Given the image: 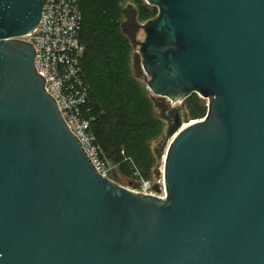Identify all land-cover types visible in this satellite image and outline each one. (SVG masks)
Listing matches in <instances>:
<instances>
[{"label":"water","instance_id":"95a60500","mask_svg":"<svg viewBox=\"0 0 264 264\" xmlns=\"http://www.w3.org/2000/svg\"><path fill=\"white\" fill-rule=\"evenodd\" d=\"M45 1L0 0V264H264V0H145L148 88L208 99L170 104L164 198L101 176L45 91L19 38Z\"/></svg>","mask_w":264,"mask_h":264},{"label":"trees","instance_id":"16d2710c","mask_svg":"<svg viewBox=\"0 0 264 264\" xmlns=\"http://www.w3.org/2000/svg\"><path fill=\"white\" fill-rule=\"evenodd\" d=\"M78 2L85 46L81 67L89 85L91 128L101 155L127 168L132 161L140 175L150 178L157 158L152 142L160 139L164 122L156 114L153 97L131 68V42L121 31L119 0ZM138 4L137 17H153L154 8ZM190 110L194 119L202 118L204 100L193 98Z\"/></svg>","mask_w":264,"mask_h":264},{"label":"built area","instance_id":"2783aa9c","mask_svg":"<svg viewBox=\"0 0 264 264\" xmlns=\"http://www.w3.org/2000/svg\"><path fill=\"white\" fill-rule=\"evenodd\" d=\"M78 1L46 0L38 24L19 38L33 45L35 68L44 79V89L51 93L96 171L111 179V166L101 155L91 128L89 85L81 67L85 46ZM131 189L165 197L164 189L163 194L149 190L147 185Z\"/></svg>","mask_w":264,"mask_h":264},{"label":"rangeland","instance_id":"374dc122","mask_svg":"<svg viewBox=\"0 0 264 264\" xmlns=\"http://www.w3.org/2000/svg\"><path fill=\"white\" fill-rule=\"evenodd\" d=\"M139 2L147 5L148 7L154 8L153 17H155L158 13V7L154 5H150L146 3L145 0H119L118 6H119V20H120V27L122 28L121 31L123 35L129 38L131 42V54H132V62H131V68L133 69V72L135 76L138 78L140 83L145 86L148 93L151 97H153L154 101L156 102V114L159 118H161L164 122L163 128H162V135L160 136V139L157 142H152L153 149L156 148L157 151V158L155 162V166L152 168V175L150 178H146L144 175H140L137 171L136 165L132 161V166L130 168H127L126 166H123L120 162H114L109 161V165L111 166V173L110 177L112 180H115L116 182L129 187V188H142L145 185L148 186V189L151 191L157 192V194H163L164 184H163V156L165 153V148L167 143L169 142L168 136H167V130L170 125H172L175 122V116L176 111L170 108V104H172V100L168 97H160L158 95L153 94L150 89L148 88V80L150 79V76L147 75L144 70L140 67L142 64V56L139 52V44L142 40L145 38V32L142 28L136 27V25L133 26L132 30L129 29V16L132 15L135 17V23L143 24L147 20L153 18L145 17V18H139L137 17L138 10H139ZM123 24V26H122ZM129 24V25H128ZM201 98L204 100L206 105V112H207V104L208 99L202 98L198 93L192 92L188 97L183 99L182 101H177L176 105H178L179 108V117L181 120V123L185 125V123L189 122L191 119L195 118V115L192 114L190 108H191V101L193 98ZM200 118V117H196ZM135 170L136 172H132V170ZM135 174V175H134Z\"/></svg>","mask_w":264,"mask_h":264},{"label":"flooded vegetation","instance_id":"af4514ba","mask_svg":"<svg viewBox=\"0 0 264 264\" xmlns=\"http://www.w3.org/2000/svg\"><path fill=\"white\" fill-rule=\"evenodd\" d=\"M130 18H129V21H128V23L130 24H128L129 25V29L130 30H132V28H133V26H134V23H135V19H134V16H133V13H132V15L131 16H129Z\"/></svg>","mask_w":264,"mask_h":264},{"label":"bare ground","instance_id":"6f19581e","mask_svg":"<svg viewBox=\"0 0 264 264\" xmlns=\"http://www.w3.org/2000/svg\"><path fill=\"white\" fill-rule=\"evenodd\" d=\"M172 104L174 105V106H176V102H174L173 100H172ZM195 119H191L189 122H193ZM189 122H187V123H185V125H187ZM184 124H183V126H185Z\"/></svg>","mask_w":264,"mask_h":264}]
</instances>
